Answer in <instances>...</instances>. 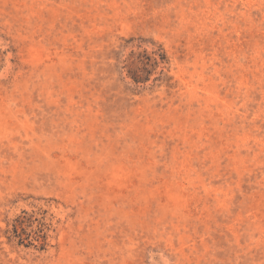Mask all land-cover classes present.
<instances>
[{
  "label": "rangeland",
  "instance_id": "374dc122",
  "mask_svg": "<svg viewBox=\"0 0 264 264\" xmlns=\"http://www.w3.org/2000/svg\"><path fill=\"white\" fill-rule=\"evenodd\" d=\"M0 264H264V0H0Z\"/></svg>",
  "mask_w": 264,
  "mask_h": 264
},
{
  "label": "trees",
  "instance_id": "16d2710c",
  "mask_svg": "<svg viewBox=\"0 0 264 264\" xmlns=\"http://www.w3.org/2000/svg\"><path fill=\"white\" fill-rule=\"evenodd\" d=\"M132 75H133V78L135 79L136 82H139L142 79L138 70H135L134 72H132Z\"/></svg>",
  "mask_w": 264,
  "mask_h": 264
}]
</instances>
